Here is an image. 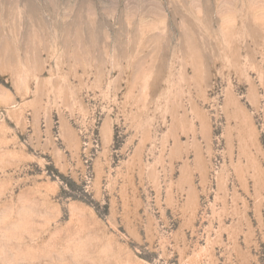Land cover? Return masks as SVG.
Here are the masks:
<instances>
[{
	"label": "rangeland",
	"instance_id": "rangeland-1",
	"mask_svg": "<svg viewBox=\"0 0 264 264\" xmlns=\"http://www.w3.org/2000/svg\"><path fill=\"white\" fill-rule=\"evenodd\" d=\"M0 264H264V0H0Z\"/></svg>",
	"mask_w": 264,
	"mask_h": 264
}]
</instances>
